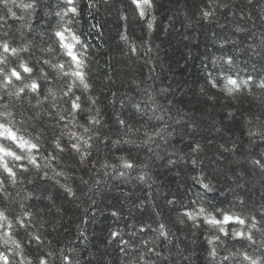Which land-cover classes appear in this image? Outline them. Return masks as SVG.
Instances as JSON below:
<instances>
[{"label":"trees","instance_id":"16d2710c","mask_svg":"<svg viewBox=\"0 0 264 264\" xmlns=\"http://www.w3.org/2000/svg\"><path fill=\"white\" fill-rule=\"evenodd\" d=\"M86 3L0 0V264H264V0Z\"/></svg>","mask_w":264,"mask_h":264},{"label":"rangeland","instance_id":"374dc122","mask_svg":"<svg viewBox=\"0 0 264 264\" xmlns=\"http://www.w3.org/2000/svg\"><path fill=\"white\" fill-rule=\"evenodd\" d=\"M10 134V133H9ZM12 135V134H11ZM13 136H14V134H13ZM15 137V136H14Z\"/></svg>","mask_w":264,"mask_h":264},{"label":"water","instance_id":"95a60500","mask_svg":"<svg viewBox=\"0 0 264 264\" xmlns=\"http://www.w3.org/2000/svg\"><path fill=\"white\" fill-rule=\"evenodd\" d=\"M264 249V248H263Z\"/></svg>","mask_w":264,"mask_h":264}]
</instances>
